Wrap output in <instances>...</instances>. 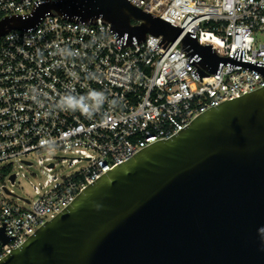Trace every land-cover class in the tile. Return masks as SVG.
Instances as JSON below:
<instances>
[{"label":"built area","instance_id":"2783aa9c","mask_svg":"<svg viewBox=\"0 0 264 264\" xmlns=\"http://www.w3.org/2000/svg\"><path fill=\"white\" fill-rule=\"evenodd\" d=\"M48 1L57 0H0V21ZM128 1L182 34L166 46L150 33L127 43L101 17L85 23L53 11L0 35V177L27 178L12 166L34 160L42 177L33 200L18 197L27 206L0 196V229L10 238L0 240V258L114 165L264 85V0ZM186 34L226 58L215 73L200 75L202 57L183 46ZM64 162L70 171L56 170Z\"/></svg>","mask_w":264,"mask_h":264},{"label":"water","instance_id":"95a60500","mask_svg":"<svg viewBox=\"0 0 264 264\" xmlns=\"http://www.w3.org/2000/svg\"><path fill=\"white\" fill-rule=\"evenodd\" d=\"M53 11L85 23L101 17L127 43L150 33L166 46L182 34L128 0H57L1 20L0 35ZM182 44L202 57L201 76L226 59L190 34ZM0 240H10L4 228ZM0 264H264V85L114 165Z\"/></svg>","mask_w":264,"mask_h":264},{"label":"rangeland","instance_id":"374dc122","mask_svg":"<svg viewBox=\"0 0 264 264\" xmlns=\"http://www.w3.org/2000/svg\"><path fill=\"white\" fill-rule=\"evenodd\" d=\"M55 154L58 156L68 155L63 153L61 150L56 151ZM67 164H68L67 162H64L63 165L59 164L56 167V170L61 172H69L70 168L68 167ZM82 164L85 165L84 163ZM4 166L5 163H0V168ZM12 168L14 172L16 171H18L19 173L24 172L27 178L20 175L17 181L14 184H12L7 178L0 177V196L5 197L10 202L18 203L21 206H27V204H25L23 200L19 199L18 197L24 199H30V200H33L35 198L33 185H40L42 181V177L39 175V168L36 164V160H34L33 166H24L16 163L12 166ZM3 185L6 186L7 189L11 190L14 195L6 194L5 190L2 188Z\"/></svg>","mask_w":264,"mask_h":264},{"label":"trees","instance_id":"16d2710c","mask_svg":"<svg viewBox=\"0 0 264 264\" xmlns=\"http://www.w3.org/2000/svg\"><path fill=\"white\" fill-rule=\"evenodd\" d=\"M133 24H136L135 22H133Z\"/></svg>","mask_w":264,"mask_h":264}]
</instances>
